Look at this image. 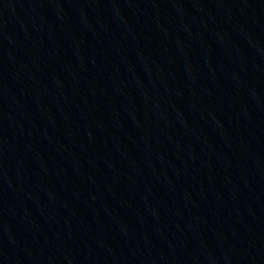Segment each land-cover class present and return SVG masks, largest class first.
I'll return each instance as SVG.
<instances>
[{
	"label": "water",
	"instance_id": "obj_1",
	"mask_svg": "<svg viewBox=\"0 0 264 264\" xmlns=\"http://www.w3.org/2000/svg\"><path fill=\"white\" fill-rule=\"evenodd\" d=\"M65 264H264V13L144 141Z\"/></svg>",
	"mask_w": 264,
	"mask_h": 264
}]
</instances>
